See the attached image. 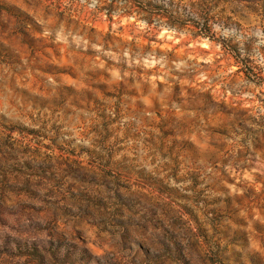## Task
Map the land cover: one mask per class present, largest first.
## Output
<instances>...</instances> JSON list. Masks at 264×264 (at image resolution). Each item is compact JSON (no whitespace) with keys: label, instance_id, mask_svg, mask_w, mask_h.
<instances>
[{"label":"clouds","instance_id":"obj_1","mask_svg":"<svg viewBox=\"0 0 264 264\" xmlns=\"http://www.w3.org/2000/svg\"><path fill=\"white\" fill-rule=\"evenodd\" d=\"M22 11L0 18V264H264V0ZM209 183L226 239L192 202Z\"/></svg>","mask_w":264,"mask_h":264},{"label":"rangeland","instance_id":"obj_2","mask_svg":"<svg viewBox=\"0 0 264 264\" xmlns=\"http://www.w3.org/2000/svg\"><path fill=\"white\" fill-rule=\"evenodd\" d=\"M28 6V0H4L3 3H0V18L8 20L11 19L12 21L17 20H27L29 17L26 13L22 11V8ZM111 17H108V20H110ZM88 25L91 26V31H105L106 36L111 35V24L105 22V24H101L99 21H87ZM123 27V26H122ZM123 35L120 37H117V39H123ZM47 51L52 52L54 56L57 55V51H59V57L64 60H67L68 57V49L61 46L59 50L55 48H48ZM75 55L81 56V57H88L91 58L92 53L90 50L85 49L81 52L74 53ZM36 71L42 72V69H37ZM45 75H52L51 72L44 73ZM66 79H75V77H71L70 74L64 73L63 74ZM134 91V90H133ZM259 99V98H258ZM243 127V125H241ZM219 135H223V133H219ZM241 143H244V138L241 139ZM179 182V181H178ZM206 187L210 189L209 192V199H205L202 196L201 193H196L197 199L192 201L193 203H197L198 205L203 204L205 211L203 212V215L205 217H208L209 219L205 220V223H212L216 225V228L218 229L216 231V235L218 238L226 239L224 229L226 227L224 223V217L228 214L229 209L227 208V202L226 201H219L216 202L217 198L214 195L217 191H222V188H219L217 186L212 185L211 183L207 184ZM196 188H199V184H196ZM181 199H184V197H180ZM186 215H190L187 210H185ZM209 264H228L227 256L225 252L221 249H217L216 252H213L211 256L209 257Z\"/></svg>","mask_w":264,"mask_h":264}]
</instances>
